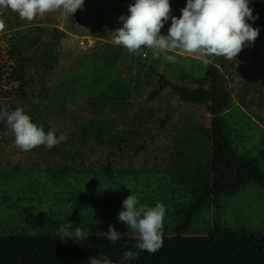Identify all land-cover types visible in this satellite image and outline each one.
I'll return each instance as SVG.
<instances>
[{
  "label": "trees",
  "instance_id": "trees-1",
  "mask_svg": "<svg viewBox=\"0 0 264 264\" xmlns=\"http://www.w3.org/2000/svg\"><path fill=\"white\" fill-rule=\"evenodd\" d=\"M249 7L258 18L247 23L259 35L236 59L209 57L203 78L172 80L158 73L156 87L139 100H94L77 112L57 97L62 30L43 26L0 36V108H22L45 132L67 138L52 149L22 151L0 123V172L211 176L191 207L181 211L177 233L163 235L154 254L141 251L138 259L124 260L125 251H137V235L122 231L113 243L107 232L82 229L90 234L75 243L18 229L0 235V264H90L92 257L105 256L113 264H264L262 234L217 225L209 235L186 234L209 202L235 197L252 182L264 190V171L234 146L226 120L238 102L264 123V0H251ZM71 217L48 224H67Z\"/></svg>",
  "mask_w": 264,
  "mask_h": 264
},
{
  "label": "rangeland",
  "instance_id": "rangeland-1",
  "mask_svg": "<svg viewBox=\"0 0 264 264\" xmlns=\"http://www.w3.org/2000/svg\"><path fill=\"white\" fill-rule=\"evenodd\" d=\"M135 0H84L83 9L68 17L63 10L22 20L10 9L0 36L37 27L60 28L65 37L55 82L57 97L74 111L94 100H139L143 92L156 87L157 74L177 80L203 78L210 61L196 54L174 50L173 62L156 58L142 48L130 54L113 43L119 18L130 15ZM172 15L179 18L187 0H169ZM171 20L161 29L167 35ZM234 146L264 171V123L248 114L238 102L226 115ZM209 125V117L204 118ZM211 183V176L176 174H48L36 172L18 176L0 172V235L27 229L30 236L59 235L60 226L48 224L71 217L72 227L103 234L113 225L128 236L137 234L118 219L122 202L134 194L141 205L166 207L163 235H175L181 211L190 208L195 197ZM225 230L264 235V190L250 183L237 196H222L209 202L193 219L187 235H209L215 226Z\"/></svg>",
  "mask_w": 264,
  "mask_h": 264
},
{
  "label": "clouds",
  "instance_id": "clouds-1",
  "mask_svg": "<svg viewBox=\"0 0 264 264\" xmlns=\"http://www.w3.org/2000/svg\"><path fill=\"white\" fill-rule=\"evenodd\" d=\"M251 0H187L179 18L172 15L169 0H135L129 5L130 15L121 16L122 27L114 33L113 43L123 46L130 54L139 55L142 48L152 50V55L169 62L175 60L170 52L181 50L189 55L196 54L205 62L209 57L236 59L246 44L254 43L259 29L252 27L248 20L255 21ZM84 0H0V32L6 28L4 15L7 10L18 14L22 20L33 21L37 16L63 10L70 17L83 9ZM171 20L167 35L161 29ZM0 123L14 135V143L22 151L44 146L48 149L59 145L67 138L45 130L32 122L30 115L22 108L7 111L0 108ZM118 219L137 234V251H125L124 260L139 258L141 251L154 254L163 245V229L166 207L157 202L154 207L141 205L131 194L122 202ZM72 223L60 225L61 240L71 239L77 243L90 233ZM106 239L115 243L120 239L113 225H109ZM90 264H113L106 256L92 257Z\"/></svg>",
  "mask_w": 264,
  "mask_h": 264
},
{
  "label": "crops",
  "instance_id": "crops-1",
  "mask_svg": "<svg viewBox=\"0 0 264 264\" xmlns=\"http://www.w3.org/2000/svg\"><path fill=\"white\" fill-rule=\"evenodd\" d=\"M48 27H53V26H48ZM57 28V27H56ZM60 29V28H59ZM61 30V29H60ZM138 198H139V196H138Z\"/></svg>",
  "mask_w": 264,
  "mask_h": 264
}]
</instances>
